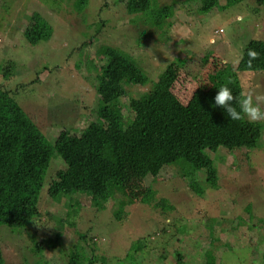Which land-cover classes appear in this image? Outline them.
Here are the masks:
<instances>
[{"label": "rangeland", "instance_id": "1", "mask_svg": "<svg viewBox=\"0 0 264 264\" xmlns=\"http://www.w3.org/2000/svg\"><path fill=\"white\" fill-rule=\"evenodd\" d=\"M55 1L0 0V65L6 67L9 61L14 62L13 69L7 73L13 72L15 76L11 73L8 83L18 80L17 84H21L34 79L32 83L40 86L41 91L54 95L49 103L51 106L63 105V99H68L72 107L65 110L67 117L63 116L60 120L66 121L67 118L74 122L78 126L75 130L77 134H81L100 113V102L94 87L97 73L89 72L83 64L89 62L87 52L96 57L98 44L107 42L122 50H130L129 53L149 74L150 81L157 80L167 64L180 60L173 92L186 104L195 90L210 88L222 77L225 72L221 70V64H232L230 51L235 53L232 61L239 59L249 38L255 37L256 32L264 36V7H260L256 0H242L225 10L215 7L205 16L196 12L199 4L179 0L182 4L175 6L174 16L170 18L174 22L164 36L144 22L141 14L129 13L128 0H81V13L76 0ZM158 1L162 6L173 0ZM34 13L41 14L53 29V36L39 44L30 43L24 35ZM200 18L203 24L197 22ZM143 31L147 34L142 37ZM97 32V36L101 37L99 42L94 41L95 44L83 51L73 52L78 41L83 42ZM234 63L237 64V60ZM96 64L100 67L101 61L97 60ZM233 67L236 68V65L233 64ZM239 78L244 93L252 90L256 94H264V73L241 72ZM150 87L151 83L126 86L127 95L122 98L121 104L126 116L131 114L129 98L141 97ZM44 100L50 99L44 97ZM26 104L28 110L35 114L29 106L34 102L28 100ZM100 119L105 121L104 117ZM59 132L56 128L50 129L51 134ZM212 155L216 157L220 171L218 187H207L205 191L200 184L203 193L199 196L183 177L191 170L185 163L165 167L157 180L143 179L140 188L133 174L129 176L120 172L110 181L97 206H91L86 196L70 207L65 199L62 200L60 205L64 210L57 214L63 216L65 209L77 210L76 227L70 224L54 227V220L47 217L41 208L43 222L40 220L33 228L37 226L40 234L42 228V233L52 230L53 236L64 240V243L80 242V245L85 243L75 229L83 231L91 228L92 241L97 239L102 245H97L98 250L94 251L91 243L86 248L87 254H105V264H181L182 261L185 264L189 255L195 259H191L190 264H197L194 261H204V256L210 251L209 238L217 221L227 222L228 217H236L242 210V214L248 215V205H252L255 214L264 216V150L244 148L229 152L220 148ZM198 178L199 181L204 180L205 174L199 173ZM130 180L134 182L132 190L127 189L126 181ZM153 189L159 197L165 196L168 203H173L175 210L161 209L156 201L146 203L151 199ZM253 222L260 224L261 220ZM222 225L226 226V223ZM247 229L243 226L242 229L225 230L224 239L232 245L221 247L219 262L264 264V229L261 232L260 228L257 229L254 232H259L257 236L253 233L245 236ZM216 232L219 233L218 229ZM173 236L174 243L167 246ZM42 240L47 239L43 236ZM30 243L24 230H21L18 234H6L0 245L5 247L3 253L7 255L8 263L13 264L21 262L18 258L12 263L11 256H16L18 249L31 253L28 249ZM105 246H109L111 251L104 252ZM178 253L183 255L178 257ZM60 255L59 249L47 251L44 258L35 263L64 264L59 261Z\"/></svg>", "mask_w": 264, "mask_h": 264}, {"label": "trees", "instance_id": "2", "mask_svg": "<svg viewBox=\"0 0 264 264\" xmlns=\"http://www.w3.org/2000/svg\"><path fill=\"white\" fill-rule=\"evenodd\" d=\"M186 1L199 4L196 12L205 16L215 7L225 10L242 0H224L223 3L220 0ZM256 2L264 7V0ZM76 3L78 12L81 13V0H76ZM126 4L129 13L141 14L145 18L144 22L164 36L174 22L170 18L174 16L175 6L182 2L173 0L161 6L158 0H128ZM197 22L203 24L201 18ZM97 34L98 32L83 42L78 41L73 52L83 51L95 44L94 41L99 42L101 37ZM145 34L147 32L143 31L142 37ZM244 34L247 38L245 32ZM24 35L30 43L39 44L53 36V29L41 14L34 13L33 21L25 28ZM249 50L257 53L250 66L247 55ZM129 51L103 42L96 47V57L87 52L89 62L83 64L89 72L97 73L94 87L100 102V113L81 134L75 132L78 126L74 122L67 118L66 121L60 120L63 116L67 117L65 110L72 107L68 99H63V105L53 107L49 103L53 101L54 95L41 91L40 86L32 83L34 79L21 84H17L18 80L8 83L13 72L7 71L13 69L14 62L9 61L5 64L6 67L0 65V243L6 234L9 236L10 233L18 234L24 230V235L30 239L28 249L32 253H27L23 248L18 249L17 255L11 256L12 263L18 258L21 262L13 264H36V261L44 258L45 252H54L56 249L61 253L59 261L64 264H105V254H87L86 248L91 243L94 251L98 250L97 245H102L97 239L92 241L89 233L91 228L83 231L75 229L85 243L80 245V242L64 243V240L53 236L52 230L42 233V228L40 234L37 226H33L44 217L40 210L42 208L46 216L54 220V227L65 224L76 227L79 217L77 208L76 211L65 209L63 216L57 214L64 210L60 205L62 200L65 199L70 207L72 204L77 205L76 201L86 196L91 206H97L101 203L102 194L110 186V181L120 175V172L129 176L133 174L137 179L136 185L140 188L143 179L157 180L165 167L185 163L191 170L183 177L199 196L203 193L200 184L205 187V191L207 187H218L220 171L212 153H217L220 148L229 152L244 148L264 150V121L249 123L247 118L232 121L213 102L219 87L225 84L231 88L234 97H241L244 91L239 73H264V36L260 32L249 38L239 59L232 61L235 53L230 51L232 64H221V70L225 72L222 77L210 88L195 90L186 104L173 92L176 68L180 67V60L167 64L160 77L150 81L149 74ZM97 60L101 61L100 67L96 64ZM236 60L237 64L234 63ZM150 83L147 93L139 98H129L131 114L126 116L121 107L122 98L127 95L126 86ZM44 97L50 100L46 101ZM75 99L78 101L76 97ZM26 100L34 102L35 106H29L35 114L28 110ZM103 117L105 121L100 119ZM54 128L60 132L51 134L50 129ZM199 173L205 174L204 180L199 181ZM131 180L126 181L128 190H132L134 186ZM156 192L153 189L151 199L145 202L152 204L156 201L155 204L161 209L175 210L173 203H168L165 196L159 197ZM242 212H238L236 217H228L227 222L217 221L214 224L216 227L213 226L212 236L209 238L210 251L204 256V261L194 262L224 264L223 260L219 262L221 247L232 245L224 239L226 229L235 230L247 226L248 233L245 236L251 233L257 236L263 231L264 216L255 214L252 205L246 207L248 215ZM259 220L260 224L251 223ZM224 223L226 226L222 225ZM259 228L260 231L254 233ZM43 236L46 241L42 240ZM174 241L173 236L167 246ZM4 248V245H0V264H9L7 255L3 253ZM189 248L193 251L192 247ZM108 251H111L110 247L105 246L104 252ZM182 255L183 253H178V257ZM191 259L195 260L189 255L185 264H190Z\"/></svg>", "mask_w": 264, "mask_h": 264}, {"label": "clouds", "instance_id": "3", "mask_svg": "<svg viewBox=\"0 0 264 264\" xmlns=\"http://www.w3.org/2000/svg\"><path fill=\"white\" fill-rule=\"evenodd\" d=\"M247 55L250 58V66L251 60L256 58L257 53L249 50ZM213 102L214 106L222 109L232 121H239L242 118H247L249 123L264 121V107H262L264 105V94H256L254 91L249 90L247 93L242 92L241 97L237 99L233 96L231 88L225 84L219 87Z\"/></svg>", "mask_w": 264, "mask_h": 264}]
</instances>
